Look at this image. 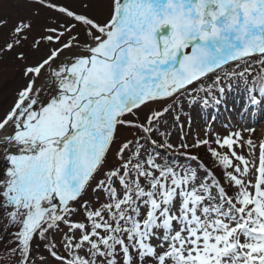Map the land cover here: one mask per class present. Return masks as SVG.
<instances>
[{
	"label": "snow or ice",
	"instance_id": "1",
	"mask_svg": "<svg viewBox=\"0 0 264 264\" xmlns=\"http://www.w3.org/2000/svg\"><path fill=\"white\" fill-rule=\"evenodd\" d=\"M6 70L0 264H264V0H0Z\"/></svg>",
	"mask_w": 264,
	"mask_h": 264
},
{
	"label": "rangeland",
	"instance_id": "2",
	"mask_svg": "<svg viewBox=\"0 0 264 264\" xmlns=\"http://www.w3.org/2000/svg\"><path fill=\"white\" fill-rule=\"evenodd\" d=\"M21 14L23 15L24 13ZM11 15L14 19L16 15L15 10L11 13ZM10 75H11L10 70H6L5 77H0V82H2L4 78H10ZM232 98L234 99V103L236 104V106L239 107L241 95L239 93L234 92L232 94ZM228 108L232 109V104H229ZM213 112L217 117L216 123L213 125V127H216L217 129H219L220 126L223 124L232 122V117L235 115L234 111H225L223 106H221V108L218 111L213 109H208L203 112H193L192 127L196 130H201L202 132L205 122L211 119V113ZM258 118H259V113H254L251 117H245L243 121V123L256 128L255 137L257 139L264 138V129H263L264 119H259V122H257ZM184 119H186V117H184ZM174 138H175V130H174Z\"/></svg>",
	"mask_w": 264,
	"mask_h": 264
},
{
	"label": "bare ground",
	"instance_id": "3",
	"mask_svg": "<svg viewBox=\"0 0 264 264\" xmlns=\"http://www.w3.org/2000/svg\"><path fill=\"white\" fill-rule=\"evenodd\" d=\"M263 129H264V128H263ZM263 129H262V130H263Z\"/></svg>",
	"mask_w": 264,
	"mask_h": 264
}]
</instances>
